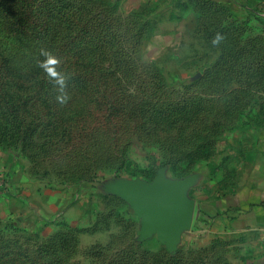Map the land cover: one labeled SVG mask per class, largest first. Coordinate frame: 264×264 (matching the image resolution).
<instances>
[{"label": "rangeland", "instance_id": "rangeland-1", "mask_svg": "<svg viewBox=\"0 0 264 264\" xmlns=\"http://www.w3.org/2000/svg\"><path fill=\"white\" fill-rule=\"evenodd\" d=\"M74 1V23L88 7L96 32L72 48H120L135 61L107 94L109 117L90 108L88 132L66 146L44 142L47 125L39 147L0 144V208L18 178L58 202L49 216L0 218V264H246L253 238L216 229L213 214L244 180L264 126L261 0ZM221 28L229 32L218 38ZM47 47L6 32L0 18V55L13 72L31 71ZM13 82L20 96L23 78ZM170 184L193 203L180 229L159 202Z\"/></svg>", "mask_w": 264, "mask_h": 264}, {"label": "trees", "instance_id": "trees-1", "mask_svg": "<svg viewBox=\"0 0 264 264\" xmlns=\"http://www.w3.org/2000/svg\"><path fill=\"white\" fill-rule=\"evenodd\" d=\"M39 1L0 0V18L6 32L46 40L48 44L41 50L35 68L24 75L13 72L8 59L0 55V144L18 145L26 151L40 146L33 139L43 125H47L46 130L40 136L45 143L62 142L66 146L88 132L90 108L103 110L109 117L113 104L107 94L113 96L123 69L130 71L135 61L120 48H72L75 39L96 32L87 20L89 8L80 10L84 21L78 26L73 20L74 0H51L42 8ZM228 29H219L215 36L226 35ZM60 45L66 48H58ZM16 78H23L24 92L20 96L9 90ZM100 85L105 88L102 92ZM7 223L15 227V223Z\"/></svg>", "mask_w": 264, "mask_h": 264}, {"label": "crops", "instance_id": "crops-1", "mask_svg": "<svg viewBox=\"0 0 264 264\" xmlns=\"http://www.w3.org/2000/svg\"><path fill=\"white\" fill-rule=\"evenodd\" d=\"M246 1L244 6H251ZM262 1L258 2L259 9L256 14L261 17L264 30V8L260 4ZM246 13L241 17L247 23L252 21V17ZM233 14L231 13V15ZM237 16L238 14L231 16L230 21H233L232 23L238 21ZM253 143H255V147L249 161V170L235 190L223 198L221 197L214 204L213 223L216 229L229 230L233 234L246 232V235L253 238L254 245L246 264H264V126L254 130ZM23 182L22 178L11 180V185L8 187L9 193L4 199V201L7 199L8 203L4 205V208H0L1 219L20 214L23 217H26L27 214L32 216L36 210L49 216L50 210L58 206L57 196L49 200L50 198H47L43 192L39 195L38 192L31 189L26 191L27 185ZM57 199L61 201L60 198ZM18 201L23 203L19 205ZM54 201L57 203L55 204ZM204 219L207 218L204 217ZM2 224L3 222H0V226Z\"/></svg>", "mask_w": 264, "mask_h": 264}, {"label": "water", "instance_id": "water-1", "mask_svg": "<svg viewBox=\"0 0 264 264\" xmlns=\"http://www.w3.org/2000/svg\"><path fill=\"white\" fill-rule=\"evenodd\" d=\"M159 202L163 206L164 214L170 216L176 229L189 224L193 212V203L186 197L181 186L172 184L166 186Z\"/></svg>", "mask_w": 264, "mask_h": 264}]
</instances>
